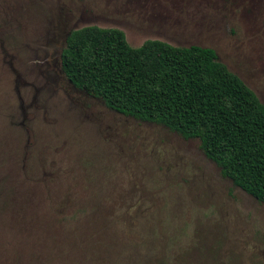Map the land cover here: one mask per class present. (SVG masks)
<instances>
[{"label": "rangeland", "instance_id": "obj_1", "mask_svg": "<svg viewBox=\"0 0 264 264\" xmlns=\"http://www.w3.org/2000/svg\"><path fill=\"white\" fill-rule=\"evenodd\" d=\"M88 25L212 47L264 103V0H0V264H264V202L198 138L56 72Z\"/></svg>", "mask_w": 264, "mask_h": 264}, {"label": "trees", "instance_id": "obj_2", "mask_svg": "<svg viewBox=\"0 0 264 264\" xmlns=\"http://www.w3.org/2000/svg\"><path fill=\"white\" fill-rule=\"evenodd\" d=\"M59 64L107 108L198 138L224 176L264 202V103L214 48L152 38L134 47L120 28L88 25L69 32Z\"/></svg>", "mask_w": 264, "mask_h": 264}, {"label": "flooded vegetation", "instance_id": "obj_3", "mask_svg": "<svg viewBox=\"0 0 264 264\" xmlns=\"http://www.w3.org/2000/svg\"><path fill=\"white\" fill-rule=\"evenodd\" d=\"M72 29H68L67 31L61 33L60 35H58V37L56 38V41L54 43V46L51 47V51L49 50V48L45 49L47 54H48V51L50 52V58L53 62V65H54V69L56 70V72L60 75V77H64L66 80V82L70 85V87L75 90V91H79V92H83L77 88H75L67 79L66 77L64 76L61 68H60V64H59V58H60V54L65 46V42H66V38L69 34V32L71 31ZM85 93V92H83ZM87 94V93H85ZM88 95V94H87ZM93 97V96H92ZM95 98V97H93Z\"/></svg>", "mask_w": 264, "mask_h": 264}]
</instances>
